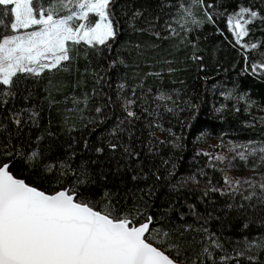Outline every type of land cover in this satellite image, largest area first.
<instances>
[{
    "label": "trees",
    "instance_id": "16d2710c",
    "mask_svg": "<svg viewBox=\"0 0 264 264\" xmlns=\"http://www.w3.org/2000/svg\"><path fill=\"white\" fill-rule=\"evenodd\" d=\"M241 5L264 17V0H204L203 6L191 0H115L117 35L110 48L77 46L61 70L14 83L15 98L0 108V163L11 160L17 178L56 191L76 179L71 172L60 175L64 162L77 174L86 172L81 177L86 183L79 186L82 198L99 200L107 191L119 206L138 203L153 217L177 222L183 214L186 223L199 227L204 221L192 214L194 205L207 220L204 226L235 255L233 249L242 246L237 241L264 235V205L209 191L224 188V168L210 161L212 154L203 155L202 137L264 143V71H245L244 60L247 55L249 65L264 61V19L248 25L242 41L256 43L257 49L236 45L226 20ZM206 12L214 23L207 22ZM161 93L172 99L156 100ZM125 99L135 100L136 118L127 117ZM21 109L28 111L17 128L11 114ZM33 112L37 115L30 119ZM118 126L122 131L114 134ZM110 143L117 144L114 151ZM33 149L42 158L28 164L24 157ZM254 163L257 158L249 157L238 166L253 169ZM45 164L55 167L46 172ZM254 172L264 174V165ZM249 254L254 259L242 257L241 264H264V248Z\"/></svg>",
    "mask_w": 264,
    "mask_h": 264
},
{
    "label": "snow or ice",
    "instance_id": "6c2138e0",
    "mask_svg": "<svg viewBox=\"0 0 264 264\" xmlns=\"http://www.w3.org/2000/svg\"><path fill=\"white\" fill-rule=\"evenodd\" d=\"M114 3L115 0H0V108L15 98V82L61 70L72 61L77 46L110 48L109 42L117 35L112 11ZM191 3L203 6L204 0H191ZM178 7L186 10L183 3ZM206 17L207 22L214 23L212 15L206 12ZM258 18L264 19L257 11L242 5L227 16L226 25L236 45L245 50L258 48L256 43H242L249 35L247 26ZM188 22L199 26L194 20H185V24ZM167 27L171 29V23ZM244 60L245 71L249 68L253 74L264 71V61L249 65L247 55ZM119 88L123 89L124 85ZM171 99L163 93L156 97L161 102ZM134 103V99L124 100L128 118H136L131 110ZM164 107L173 111L166 104ZM26 111L21 109L11 114L17 128L22 123L21 114ZM36 115L31 113L30 119ZM118 130L122 131L118 126L114 134ZM109 147L114 151L117 144L110 143ZM228 150L235 153L233 159L239 158L246 164L249 157L257 158L254 171L264 165V143L231 144ZM5 155L12 153L8 151ZM24 158L26 163L32 164L41 160L42 152L33 149ZM226 159L222 155L210 156V161L224 162ZM11 164V160L0 163V264H229V261L241 264L242 257L249 261L254 259L250 251L264 248V235L251 240L245 237L236 242L242 246L233 249L235 255L228 254L225 241L204 226L207 220L195 212L194 205L191 206L192 214L204 221L199 227L186 223L183 214L177 222L163 215L153 217L138 203L130 208L119 206L107 191L99 200L82 198L79 186L86 183L81 178L86 172L77 174L64 162L60 163V168L66 171H61L60 175L71 172L76 179L56 191H45L17 178L10 171ZM54 167L45 164L44 171L51 172ZM188 179L195 180V177ZM223 183V189L212 187L209 191L233 197L240 195L245 201L255 198L257 203L264 205V174L243 180L224 175ZM243 227L247 229L248 224Z\"/></svg>",
    "mask_w": 264,
    "mask_h": 264
},
{
    "label": "rangeland",
    "instance_id": "374dc122",
    "mask_svg": "<svg viewBox=\"0 0 264 264\" xmlns=\"http://www.w3.org/2000/svg\"><path fill=\"white\" fill-rule=\"evenodd\" d=\"M202 139L204 143V147L202 149L203 152L210 155L212 154V157H215L216 155H222L227 158L224 162L217 161L224 168L223 176L228 175L233 179L241 180L247 179L249 177L258 178V174L255 173L253 169L245 167L240 169L238 164L241 166L243 165L244 161L239 160V158L233 159L235 153L228 150L229 146L231 145L230 143L220 142L219 140H213L210 138L202 137Z\"/></svg>",
    "mask_w": 264,
    "mask_h": 264
}]
</instances>
